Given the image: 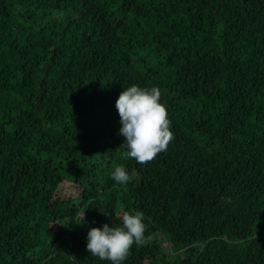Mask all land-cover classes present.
<instances>
[{"label": "trees", "instance_id": "1", "mask_svg": "<svg viewBox=\"0 0 264 264\" xmlns=\"http://www.w3.org/2000/svg\"><path fill=\"white\" fill-rule=\"evenodd\" d=\"M133 85L174 134L145 165ZM125 211L145 243L118 264H264V0H0V264H113L87 235Z\"/></svg>", "mask_w": 264, "mask_h": 264}, {"label": "clouds", "instance_id": "2", "mask_svg": "<svg viewBox=\"0 0 264 264\" xmlns=\"http://www.w3.org/2000/svg\"><path fill=\"white\" fill-rule=\"evenodd\" d=\"M161 91L158 87L141 88L137 85L124 89L117 101L120 116L119 134L125 138L121 147L127 151L126 157L134 158L140 165L153 161L159 153L167 150L174 140L166 106L160 103ZM112 179L125 184L131 179L124 167H116ZM144 213L125 211L122 226L104 224L102 228H92L87 235V251L101 260L118 264L128 255L130 248L143 246L146 225Z\"/></svg>", "mask_w": 264, "mask_h": 264}, {"label": "rangeland", "instance_id": "3", "mask_svg": "<svg viewBox=\"0 0 264 264\" xmlns=\"http://www.w3.org/2000/svg\"><path fill=\"white\" fill-rule=\"evenodd\" d=\"M160 240L163 243V246L166 249V252L168 253L169 250H170V246H169L167 240L164 237H162V236H160Z\"/></svg>", "mask_w": 264, "mask_h": 264}]
</instances>
